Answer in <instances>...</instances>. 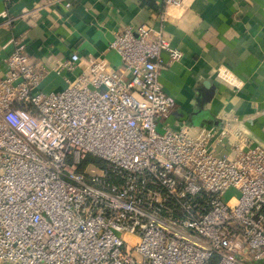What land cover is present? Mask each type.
I'll return each instance as SVG.
<instances>
[{"label": "built area", "instance_id": "built-area-1", "mask_svg": "<svg viewBox=\"0 0 264 264\" xmlns=\"http://www.w3.org/2000/svg\"><path fill=\"white\" fill-rule=\"evenodd\" d=\"M137 30H114L117 67L72 53L56 71L80 69L50 92L34 91L42 73L10 39L0 264H264V146L228 125H172L175 100L159 74L183 52L160 31ZM217 76L240 84L225 68ZM221 143L229 152H216ZM86 153L106 165L78 170Z\"/></svg>", "mask_w": 264, "mask_h": 264}, {"label": "crops", "instance_id": "crops-1", "mask_svg": "<svg viewBox=\"0 0 264 264\" xmlns=\"http://www.w3.org/2000/svg\"><path fill=\"white\" fill-rule=\"evenodd\" d=\"M141 24L183 52L159 74L175 100L172 125H228L264 146V0H181L178 7L163 0H0V76L13 37L42 73L34 91L61 89L80 67L57 72L59 63L77 53L82 63L98 56L117 67L120 56L108 48L114 30L138 35ZM220 67L240 80L238 87L218 78ZM216 152H229V145H216Z\"/></svg>", "mask_w": 264, "mask_h": 264}, {"label": "rangeland", "instance_id": "rangeland-1", "mask_svg": "<svg viewBox=\"0 0 264 264\" xmlns=\"http://www.w3.org/2000/svg\"><path fill=\"white\" fill-rule=\"evenodd\" d=\"M158 130H160V127H158ZM106 163L107 162L102 158L91 153H86L84 157L80 158V162L77 164V169L87 170L89 167H104Z\"/></svg>", "mask_w": 264, "mask_h": 264}, {"label": "water", "instance_id": "water-1", "mask_svg": "<svg viewBox=\"0 0 264 264\" xmlns=\"http://www.w3.org/2000/svg\"><path fill=\"white\" fill-rule=\"evenodd\" d=\"M204 85L207 86V82H204ZM207 98V97H206Z\"/></svg>", "mask_w": 264, "mask_h": 264}]
</instances>
